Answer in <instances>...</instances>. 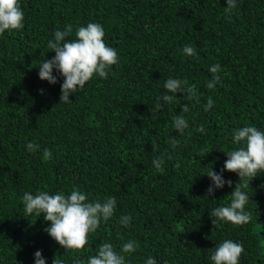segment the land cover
Masks as SVG:
<instances>
[{
    "label": "trees",
    "instance_id": "1",
    "mask_svg": "<svg viewBox=\"0 0 264 264\" xmlns=\"http://www.w3.org/2000/svg\"><path fill=\"white\" fill-rule=\"evenodd\" d=\"M25 13L21 30L0 34V264H35L38 250L52 264L80 259L87 264L103 242L119 250L135 240L139 247L126 259L145 264H213L216 245L225 239L242 242L239 264H264V173L243 189L249 195L250 223L212 225L211 209L227 205L236 183L214 195L206 175L219 173L233 143L235 129L254 125L264 130V0H236L226 13V0H19ZM97 22L105 43L118 53L107 79L94 76L82 89L60 102L64 77L39 78V65L55 52L48 49L57 29L75 30ZM185 45L196 54L183 53ZM221 65V82L206 87L209 68ZM196 85L199 102L177 103L162 97L167 78ZM41 90H43L41 92ZM161 108L155 110L157 98ZM211 97L208 111L204 105ZM190 111H180L178 103ZM183 115L189 127L181 135L172 118ZM203 125L204 133L196 129ZM179 140L175 149L168 143ZM28 142L40 145L32 153ZM153 145L157 150L153 151ZM52 153L43 158V149ZM210 153L204 156L201 149ZM168 151L164 172L153 160ZM179 167H175L176 163ZM73 188L89 201L115 196L116 213L90 234L83 251L64 249L44 231L43 214L25 216L24 192L50 193ZM121 215L133 217L122 227Z\"/></svg>",
    "mask_w": 264,
    "mask_h": 264
},
{
    "label": "clouds",
    "instance_id": "2",
    "mask_svg": "<svg viewBox=\"0 0 264 264\" xmlns=\"http://www.w3.org/2000/svg\"><path fill=\"white\" fill-rule=\"evenodd\" d=\"M237 7L236 0H226L225 11L228 14ZM25 13L19 0H0V34L6 30H21L24 27ZM73 33V25L69 23L63 30L57 29L54 39L49 40L47 47L54 51L55 55L51 59L43 60L39 67V78L47 80L50 84L58 82V77L53 74L57 70L64 77L61 84L60 102H70V94H75L78 89H82L86 82L94 76L107 79L111 67L118 63L117 50L105 43V29L102 24L89 22L86 26H79L75 30L74 39H66ZM183 53L188 56L196 54L195 47L185 45ZM209 71L212 78L207 82L208 89H214L216 84L221 82V65L219 63L211 66ZM164 88L173 95L165 94L162 99L166 103H177V93H181L185 101L199 102L195 84H189L187 79L169 77L164 82ZM43 90H41L42 92ZM160 98H157L155 110L161 108ZM214 101L208 98L204 105V110L212 108ZM180 111L187 113L190 111L188 103H178ZM172 126L181 135L189 127L188 120L183 115H176L172 118ZM197 132L204 133L205 128L200 125ZM168 143L172 149L179 145L180 141L170 139ZM233 143L238 147L225 152L227 156L224 166L219 173L212 170L206 175L212 184L206 191L207 196L214 195L216 189H222L226 184L231 187L233 182L225 180L223 172L225 170L235 172L239 181H243V186L236 183L230 193L231 199L227 205H221L211 209L209 216L212 218V225H219L220 222H230L241 226L251 222L252 215L246 210L249 200L247 192L243 191L249 187L250 181L264 173V130L254 125L243 126L235 129L233 133ZM26 148L29 152H36L40 145L28 142ZM157 150L153 145V151ZM207 148L201 149L204 156L210 153ZM52 153L49 149H43V158L50 159ZM173 154L165 151L153 160V166L157 172H164L165 160L172 159ZM179 167V163L175 164ZM260 187H264L262 184ZM25 216L35 214L39 217L43 214L45 221H50V225L44 229L64 249L83 251L90 242V234L94 233L101 222L107 221L114 216L117 208L115 196L106 197L102 202L99 200L89 201L88 195L79 188H73L70 194L64 191L50 193L47 190H37L35 194L24 192L22 197ZM133 217L131 215H121L118 223L124 227H130ZM139 245L135 240H129L117 250L110 242H103L99 245L94 255L87 259V264H130L126 259L134 253ZM244 252L242 242L225 239L215 246L210 255L213 264H239L241 254ZM35 264H46V259L40 250L34 253ZM52 264H65L61 258L54 257ZM72 264H84L80 259H73ZM145 264H157L153 257L146 259Z\"/></svg>",
    "mask_w": 264,
    "mask_h": 264
}]
</instances>
